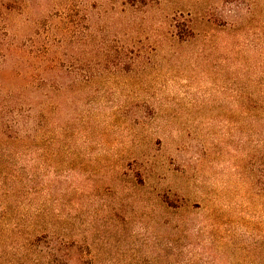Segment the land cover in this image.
I'll return each instance as SVG.
<instances>
[{
    "label": "rangeland",
    "instance_id": "1",
    "mask_svg": "<svg viewBox=\"0 0 264 264\" xmlns=\"http://www.w3.org/2000/svg\"><path fill=\"white\" fill-rule=\"evenodd\" d=\"M0 264H264V0H0Z\"/></svg>",
    "mask_w": 264,
    "mask_h": 264
},
{
    "label": "trees",
    "instance_id": "2",
    "mask_svg": "<svg viewBox=\"0 0 264 264\" xmlns=\"http://www.w3.org/2000/svg\"><path fill=\"white\" fill-rule=\"evenodd\" d=\"M129 2L131 1L132 2V0H128Z\"/></svg>",
    "mask_w": 264,
    "mask_h": 264
}]
</instances>
